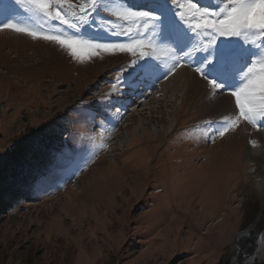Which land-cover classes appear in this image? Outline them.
Wrapping results in <instances>:
<instances>
[{
	"label": "rangeland",
	"instance_id": "obj_1",
	"mask_svg": "<svg viewBox=\"0 0 264 264\" xmlns=\"http://www.w3.org/2000/svg\"><path fill=\"white\" fill-rule=\"evenodd\" d=\"M223 1L195 0L215 13L214 19ZM84 2L68 0L72 8L65 4L73 22L78 23V5ZM13 4L18 11L9 17ZM5 5L9 9L0 8V24L12 21L37 33L99 43H126L129 38L121 33L139 31L143 47L136 55L101 52L77 61L54 42L0 30V154L51 120L61 119L68 128L62 150L37 178L32 198L19 201L0 220V264H264L251 260L264 231V188L251 191L258 164L247 157L259 126L242 122L221 137L231 122L195 125L202 103H182L183 93L175 97L167 88L138 110V96L131 98V111L112 140L93 129L103 121L105 106L97 101L112 79L145 53L159 25L189 28L195 23L191 13L185 10L182 21L172 0H96L89 19L71 29L37 13L27 0H0V7ZM126 9L156 19H125ZM73 11L77 17L70 16ZM206 31L193 32L199 48L194 70L202 68L207 80L222 85L217 90L207 84L211 94L232 92L234 85L221 77L225 72L213 67L224 57L228 68L231 52L242 54L245 60L236 72L243 85L247 68L264 62V40L247 32L216 35L208 47L212 35ZM165 95L175 102L168 103Z\"/></svg>",
	"mask_w": 264,
	"mask_h": 264
},
{
	"label": "bare ground",
	"instance_id": "obj_2",
	"mask_svg": "<svg viewBox=\"0 0 264 264\" xmlns=\"http://www.w3.org/2000/svg\"><path fill=\"white\" fill-rule=\"evenodd\" d=\"M2 9L6 8L2 7ZM106 10H108L107 6L105 9L103 8V11ZM17 11L16 5L13 4L9 17ZM3 17L0 10V19ZM157 28L148 43L147 57L137 63L135 69L127 70L125 74L116 76L114 80L111 78L113 85L108 88L107 93L105 92V97L97 101L98 104H104L106 113L100 125L93 129L97 130L99 134L105 135L106 139L112 137L118 121L123 120L127 113L131 111L129 106L131 107L134 104L131 98L138 96V103H140L137 106L138 110L144 104L147 105L152 95L157 96L163 90L166 92L167 88L168 93L172 92L175 97L183 93L182 103L188 104L190 103L189 101L192 102L194 100L202 103L203 113L196 119L195 125L197 126L207 122H231L238 115V109L235 107V98L231 96V91L224 89L220 94H211L210 91L206 90L207 81L196 75L194 67L196 61H198L196 57L198 56L199 48L197 49L196 45L198 43L196 44V39L191 29L171 23H168L166 28ZM179 54L181 55V60ZM239 54H234L233 52L228 56L233 58L230 67L227 68L225 66L226 59L223 57L218 62V66L214 68L215 71L225 72L221 74V77L224 81H227L229 86L236 84L238 85L237 87H240L242 85L241 77L236 71L245 56L243 57L242 54ZM225 77H228V79H225ZM169 85L170 87H168ZM202 95L206 97H204V101L199 100ZM165 97L168 103L171 101L175 102L168 95H165ZM246 127L251 130L249 125H246ZM251 138L255 145L248 148L247 157L258 164L257 169L251 173L252 179L250 181L253 187L251 191L256 192L260 188H264V128L253 129ZM254 259L264 262V231L261 233L259 246L251 260Z\"/></svg>",
	"mask_w": 264,
	"mask_h": 264
},
{
	"label": "snow or ice",
	"instance_id": "obj_3",
	"mask_svg": "<svg viewBox=\"0 0 264 264\" xmlns=\"http://www.w3.org/2000/svg\"><path fill=\"white\" fill-rule=\"evenodd\" d=\"M16 3L24 4L25 0H16ZM27 3L31 4L37 13L47 17L49 20L59 21L61 25L77 29L80 23L89 19V13L93 10L96 0H85L83 4L78 5L80 13L78 23L73 22V19H70L69 14H67L65 4H67L68 8L73 7L71 3H68V0H27ZM172 3L177 4L180 9L176 15L182 21L185 20V10L191 13V19L195 21L189 27L192 32L200 35L201 31L207 30L205 34L212 35V40L208 47H212L215 44L216 35L232 37L240 36L242 32H247L252 35L259 34L261 39L264 40V0H227L224 6L220 8V17L215 19L212 18L216 15L215 13L210 12L207 8H202L195 0H184V2L172 0ZM121 15L125 19L133 21L137 18H144L145 20L156 19V17L150 16L147 12H137L130 9H126ZM70 16L77 17V13L73 11ZM144 27L147 29L148 25L145 24ZM3 29L24 32L33 39L54 42L61 48L66 49L68 55L77 61H83L85 57L90 59L101 52L131 53L136 55L137 49L143 47L142 41L137 39L140 35L139 31L131 33V30H128L121 33L128 36L129 42L126 43H99L75 35L65 36L63 33H37L27 28H22L12 21L0 24V30ZM245 40H247V36ZM145 55L144 52L140 53L141 58L145 57ZM195 71L214 89L222 88V85L215 80H207L204 77L202 68L196 67ZM244 76L247 82L242 87H238L231 92V96L235 98V107L238 109V115L219 132L221 137H224L230 131H234L242 121L264 128L260 123L264 121V62L260 64L259 68L255 65L248 67Z\"/></svg>",
	"mask_w": 264,
	"mask_h": 264
},
{
	"label": "trees",
	"instance_id": "obj_4",
	"mask_svg": "<svg viewBox=\"0 0 264 264\" xmlns=\"http://www.w3.org/2000/svg\"><path fill=\"white\" fill-rule=\"evenodd\" d=\"M67 136L65 122L54 119L21 136L0 154V220L19 201L32 198L37 178L57 157ZM255 243L253 235L249 253Z\"/></svg>",
	"mask_w": 264,
	"mask_h": 264
}]
</instances>
